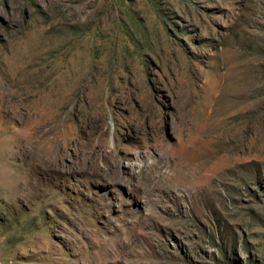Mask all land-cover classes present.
<instances>
[{"label": "rangeland", "instance_id": "rangeland-1", "mask_svg": "<svg viewBox=\"0 0 264 264\" xmlns=\"http://www.w3.org/2000/svg\"><path fill=\"white\" fill-rule=\"evenodd\" d=\"M0 264H264V0H0Z\"/></svg>", "mask_w": 264, "mask_h": 264}]
</instances>
